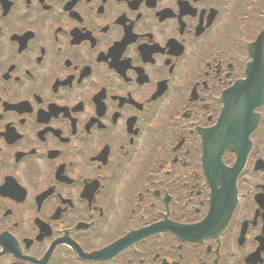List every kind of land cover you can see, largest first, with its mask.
Here are the masks:
<instances>
[{"label":"flooded vegetation","instance_id":"flooded-vegetation-1","mask_svg":"<svg viewBox=\"0 0 264 264\" xmlns=\"http://www.w3.org/2000/svg\"><path fill=\"white\" fill-rule=\"evenodd\" d=\"M255 45L264 0H0V264H264V103L227 224L202 150Z\"/></svg>","mask_w":264,"mask_h":264},{"label":"water","instance_id":"water-1","mask_svg":"<svg viewBox=\"0 0 264 264\" xmlns=\"http://www.w3.org/2000/svg\"><path fill=\"white\" fill-rule=\"evenodd\" d=\"M226 101L221 116L215 126L203 133L202 150L207 173L211 167L221 170V154L225 149L235 150L238 155L237 164L226 170V194L217 192V198H226V219L234 206L233 181L242 168L249 141L248 134L256 127L258 116L253 112L264 100V65L258 66L255 61L247 71V77L226 89ZM228 169V168H226ZM222 178V177H221ZM220 177L217 178V181ZM216 183V178L212 179ZM228 208V209H227ZM208 219L202 223L201 231L194 237L207 234ZM191 237L193 234L182 232Z\"/></svg>","mask_w":264,"mask_h":264}]
</instances>
